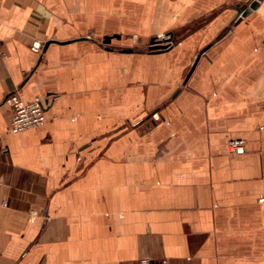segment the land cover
<instances>
[{
	"label": "crops",
	"instance_id": "0c3cea01",
	"mask_svg": "<svg viewBox=\"0 0 264 264\" xmlns=\"http://www.w3.org/2000/svg\"><path fill=\"white\" fill-rule=\"evenodd\" d=\"M252 1L0 0V264H264ZM16 91L42 126L9 130Z\"/></svg>",
	"mask_w": 264,
	"mask_h": 264
},
{
	"label": "built area",
	"instance_id": "2783aa9c",
	"mask_svg": "<svg viewBox=\"0 0 264 264\" xmlns=\"http://www.w3.org/2000/svg\"><path fill=\"white\" fill-rule=\"evenodd\" d=\"M35 51L41 49L40 43H34L32 47ZM7 103L13 111L12 120L9 125V130L13 133H21L27 130L38 128L42 126L46 119V104L42 100H35L26 102L20 96L18 91L13 92L7 97ZM155 119H159V115H153ZM230 149L238 152L244 149V142L242 140H232L230 142ZM149 264L147 260L142 262Z\"/></svg>",
	"mask_w": 264,
	"mask_h": 264
},
{
	"label": "water",
	"instance_id": "95a60500",
	"mask_svg": "<svg viewBox=\"0 0 264 264\" xmlns=\"http://www.w3.org/2000/svg\"><path fill=\"white\" fill-rule=\"evenodd\" d=\"M262 1L263 0H253L247 7H243L241 9H239V13H240L241 18L246 17L252 11L257 10ZM113 37L119 38L120 36L119 35L106 36L105 39H104V42L105 43H110ZM50 43L51 42H48L46 44V47H48V45ZM170 46H171V42H170L169 39L160 40V39H157V38H152L150 50H152V51H161V50L168 49Z\"/></svg>",
	"mask_w": 264,
	"mask_h": 264
},
{
	"label": "rangeland",
	"instance_id": "374dc122",
	"mask_svg": "<svg viewBox=\"0 0 264 264\" xmlns=\"http://www.w3.org/2000/svg\"><path fill=\"white\" fill-rule=\"evenodd\" d=\"M157 39H166V36H165V34L164 35H162V36H159V37H157ZM136 47L137 48H141V49H148V44H142V43H140V42H138L137 44H136Z\"/></svg>",
	"mask_w": 264,
	"mask_h": 264
}]
</instances>
